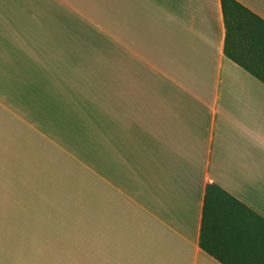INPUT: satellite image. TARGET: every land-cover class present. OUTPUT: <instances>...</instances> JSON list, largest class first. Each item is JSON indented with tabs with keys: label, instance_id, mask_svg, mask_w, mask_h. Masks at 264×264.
Segmentation results:
<instances>
[{
	"label": "crops",
	"instance_id": "crops-1",
	"mask_svg": "<svg viewBox=\"0 0 264 264\" xmlns=\"http://www.w3.org/2000/svg\"><path fill=\"white\" fill-rule=\"evenodd\" d=\"M226 33L221 0H0V264H222L202 225L264 264V230L205 204L264 220V83Z\"/></svg>",
	"mask_w": 264,
	"mask_h": 264
},
{
	"label": "trees",
	"instance_id": "trees-1",
	"mask_svg": "<svg viewBox=\"0 0 264 264\" xmlns=\"http://www.w3.org/2000/svg\"><path fill=\"white\" fill-rule=\"evenodd\" d=\"M221 9L224 17V24L226 27V44L229 40V35L234 32L237 35L238 51L231 53L226 45L224 53L234 63L239 65L248 73L252 74L259 81L264 83V21L249 12L246 8L238 4L234 0H221ZM243 43H246L245 46ZM216 195L219 199L225 200L231 211H237L240 218L249 217L253 221V226L264 230V220L247 209L244 205L238 202L235 198L224 192L216 185H208L206 187V202L208 204L209 197ZM207 209V208H206ZM232 211V212H233ZM205 218V215H204ZM215 231H219V227L215 226ZM223 234L227 230L221 229ZM242 235L239 240L235 241L232 250L240 255L237 262L230 261L229 258H224L216 254L210 243L204 238V227L202 225L200 236V248L206 253L219 260L222 264H242L243 257L249 256L250 252L255 251L254 242L250 239L252 235L249 233L241 232ZM242 237V238H241ZM252 242V245H245Z\"/></svg>",
	"mask_w": 264,
	"mask_h": 264
},
{
	"label": "rangeland",
	"instance_id": "rangeland-1",
	"mask_svg": "<svg viewBox=\"0 0 264 264\" xmlns=\"http://www.w3.org/2000/svg\"><path fill=\"white\" fill-rule=\"evenodd\" d=\"M104 55V54H103ZM102 65V64H101ZM108 67H110V68H113L112 67V65L111 64H108L107 63V61H105V64H103L102 66H98V69H100L101 71H103V70H106ZM99 71V70H98ZM101 71H99L100 73H101ZM101 80L102 81H105V78H107V76H106V74H105V72H103L102 74H101ZM101 80H99V82H97V84H98V87L101 89ZM68 83H69V90L71 91H74V90H79V91H84L83 89H84V86H80V87H77V85H76V83L74 82V81H69L68 80ZM88 97L90 98V100L91 99H98V98H100L101 97V91H98V90H95V91H89V93H88ZM59 109H60V112H62V114H63V111L64 110H62L60 107H59ZM62 116H64V114L62 115ZM64 118V117H63ZM62 118V119H63ZM61 119V120H62ZM87 139V137H81L80 138V141L82 142H84V143H86L85 142V140ZM78 247L79 246H77V245H75V251L77 252L78 251Z\"/></svg>",
	"mask_w": 264,
	"mask_h": 264
}]
</instances>
